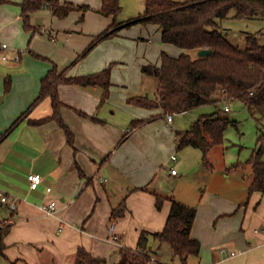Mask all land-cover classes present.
Here are the masks:
<instances>
[{
  "label": "crops",
  "instance_id": "1",
  "mask_svg": "<svg viewBox=\"0 0 264 264\" xmlns=\"http://www.w3.org/2000/svg\"><path fill=\"white\" fill-rule=\"evenodd\" d=\"M22 1L0 5V46L10 47L8 60L0 61L12 62L0 71V196L18 199L15 212L0 200V237L5 232L0 264H76L80 249L101 264H119L121 248L140 250L143 232L165 229L172 198L198 209L192 237L201 243V252L188 264H264V194L255 192L249 198V185L240 198L201 189L213 179L205 175L206 180L198 176L186 189L180 188L167 180L178 179L179 172L167 171L166 179L164 171L174 164L176 151L198 158V152L188 150L197 148L178 149V133L186 131L175 129V120L170 123L166 116L131 128L133 121L161 112L129 103L158 91L159 80L145 75L143 68L160 67L163 53L178 58L184 50L164 43L158 25L137 24L121 29L77 61L115 21L121 24L143 15L147 0H121L117 18L101 13L103 0H62L89 9L59 18L45 8L31 16L32 27L40 29L36 33L24 28ZM55 64L68 77L112 68L105 103L100 86H59L61 115L74 134V146L57 121L33 124L53 115L51 97L30 107ZM9 78L11 90L6 92ZM198 168L201 163L195 162L185 174ZM31 174L42 178L37 190H31ZM51 201L56 202V213L47 216L39 206ZM150 246L155 251L151 264L179 259L168 244L151 239ZM231 252L237 254L230 257Z\"/></svg>",
  "mask_w": 264,
  "mask_h": 264
},
{
  "label": "trees",
  "instance_id": "2",
  "mask_svg": "<svg viewBox=\"0 0 264 264\" xmlns=\"http://www.w3.org/2000/svg\"><path fill=\"white\" fill-rule=\"evenodd\" d=\"M10 3V0H0V5ZM49 9L59 18L67 17L74 10L87 11L89 7L77 6L62 0H23L21 3L22 19L26 31L39 30L31 25V16L43 9ZM123 8L121 0H103L101 13L105 16L117 18ZM234 11L235 18L249 19L264 17V0H147V7L143 15L125 23H113L110 28L98 35L91 45L79 56L78 60L88 55L100 42L117 36L125 27L137 24L158 25L163 31V42L175 45L184 50V53L173 58L163 53L160 67L147 66L143 73L156 77L159 80L158 91L154 97L139 96L129 100L135 106L157 110L158 115L144 120L132 122V129L154 121L157 118L175 116L184 112L193 111L208 104L219 106L223 99L243 102L253 115H260L259 121L264 120V44L258 36H248L246 50L235 47L223 34L219 19L227 18ZM208 49L211 55L193 59L190 52L193 50ZM111 66L101 72L80 76L68 77L66 71L60 72L58 66L49 71L42 80V89L39 97L30 109L41 102L45 97H51L53 115L34 121L41 125L49 121H57L65 131L67 140L74 146V134L64 122L61 109L64 107L59 97V86L63 84L80 87L100 86L104 90L101 103H105L110 95ZM11 79L6 80V92L11 90ZM224 109L218 108L212 115H203L186 132L178 133V149L193 147L201 149L204 157L211 148L222 145L225 131L230 120L225 116ZM84 117L87 114L80 113ZM15 121L9 128V133L22 119ZM97 121L96 117H92ZM260 142L264 143V136ZM264 153L263 147L249 160L253 168L254 180L249 187V198L255 192L264 194ZM238 166V165H237ZM82 173V171H81ZM172 209L166 227L161 232H143L140 238V250L126 247L120 249L119 264H151L152 254L155 251L150 246L151 239L162 244H168L174 258H179L182 264H188L190 257H198L201 252V243L192 237V230L197 217L198 209L195 206L183 204L172 198ZM122 211V210H121ZM114 211L116 215L118 212ZM10 226H8L9 229ZM6 229V230H8ZM4 233L0 237V255L5 247ZM76 264H101L85 250L80 249ZM157 264H169L158 262Z\"/></svg>",
  "mask_w": 264,
  "mask_h": 264
},
{
  "label": "rangeland",
  "instance_id": "3",
  "mask_svg": "<svg viewBox=\"0 0 264 264\" xmlns=\"http://www.w3.org/2000/svg\"><path fill=\"white\" fill-rule=\"evenodd\" d=\"M218 22L223 34L235 47L241 50L248 48V36H258L260 42L264 44V17L262 16L237 19L235 18V12L232 11L227 18L219 19ZM190 54L193 59H197L199 52L198 50H193ZM2 61H0L1 73L4 71L2 67L12 64L11 61H8V63ZM153 95L154 92H151L150 97H153ZM219 107L224 110L226 107L230 108V112L225 113V116L230 120V124L225 131L224 143L211 148L207 154V159L201 149H188L198 152V158L194 157L193 160L183 155L181 151H176L175 155L180 158V163L169 164L164 174H166L167 179L174 165V168L180 174L179 178L167 180L173 184L177 182L180 184V188L182 187L183 189H186L192 180L198 176H211L210 178H213L212 181L203 182V188L201 189L208 190L210 188L216 192L230 193L233 198H240L245 195L248 185L251 186L254 180L253 168L248 164L249 160L261 147L264 149V143L260 142L261 136H264V120L259 121L261 116L258 114L253 115L241 101L223 99L219 106L208 104L190 111L188 114L173 116L176 122L173 127L179 131H188L201 116L212 115L217 112ZM262 159L264 161V153ZM195 162L201 163V168L195 170L193 174H185L186 169ZM210 166L213 167V171L208 170ZM229 174L230 177H227ZM205 176L203 178L206 180ZM173 260L175 261L170 264H181L179 259Z\"/></svg>",
  "mask_w": 264,
  "mask_h": 264
},
{
  "label": "built area",
  "instance_id": "4",
  "mask_svg": "<svg viewBox=\"0 0 264 264\" xmlns=\"http://www.w3.org/2000/svg\"><path fill=\"white\" fill-rule=\"evenodd\" d=\"M10 47L8 44H2L0 46V58L3 60V61H7L8 60V56L6 54V50H8ZM17 60H19V56H17L16 58ZM225 111L226 112H230V108L229 107H226L225 108ZM188 112H184L183 114H187ZM168 120L170 123L173 122V116H169L168 117ZM172 161L173 162H176L178 160V157L176 155H173L171 157ZM171 174L172 175H178V171L172 167L171 168ZM28 180L30 182V187H31V190H37L39 188V186L41 185L42 183V178L38 175H35V174H31L29 177H28ZM52 191V188H47V192H51ZM0 200L3 204L7 205L11 211L15 212L17 210V202H18V199L17 198H9L8 196L4 195V194H1L0 196ZM39 208L41 209V211L47 215V216H54L55 213H56V202L54 201H51L49 203H46V202H43ZM9 224H12L13 223V220H9L8 221ZM111 231L114 233L115 231V227L112 226L111 228ZM116 239V237H115ZM222 253H227V250L223 249L221 250ZM237 253L236 252H231L230 253V257H233L235 256Z\"/></svg>",
  "mask_w": 264,
  "mask_h": 264
},
{
  "label": "water",
  "instance_id": "5",
  "mask_svg": "<svg viewBox=\"0 0 264 264\" xmlns=\"http://www.w3.org/2000/svg\"><path fill=\"white\" fill-rule=\"evenodd\" d=\"M199 54H200V56H202V57H206V56L211 55V51L208 50V49H205V50H201Z\"/></svg>",
  "mask_w": 264,
  "mask_h": 264
}]
</instances>
